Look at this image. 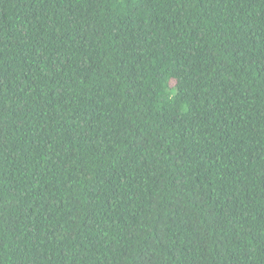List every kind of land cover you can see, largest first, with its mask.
Returning a JSON list of instances; mask_svg holds the SVG:
<instances>
[{"label":"trees","instance_id":"trees-1","mask_svg":"<svg viewBox=\"0 0 264 264\" xmlns=\"http://www.w3.org/2000/svg\"><path fill=\"white\" fill-rule=\"evenodd\" d=\"M0 264H264V0H0Z\"/></svg>","mask_w":264,"mask_h":264}]
</instances>
